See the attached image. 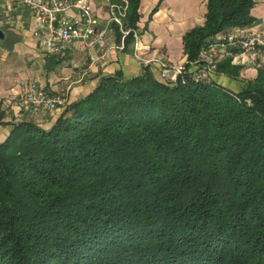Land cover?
I'll use <instances>...</instances> for the list:
<instances>
[{
    "label": "trees",
    "instance_id": "trees-1",
    "mask_svg": "<svg viewBox=\"0 0 264 264\" xmlns=\"http://www.w3.org/2000/svg\"><path fill=\"white\" fill-rule=\"evenodd\" d=\"M134 40L141 0H127ZM256 0H207L186 72L105 76L49 127L0 141V264H264V68L234 91L189 69ZM219 72L237 76L230 59ZM0 109V125L8 124Z\"/></svg>",
    "mask_w": 264,
    "mask_h": 264
},
{
    "label": "crops",
    "instance_id": "crops-1",
    "mask_svg": "<svg viewBox=\"0 0 264 264\" xmlns=\"http://www.w3.org/2000/svg\"><path fill=\"white\" fill-rule=\"evenodd\" d=\"M99 25L94 44L75 40L64 57L48 53L41 47L34 30L38 22L34 14L14 0H0V109L6 113L8 124L0 125V141L11 131L12 124L23 120L34 121L44 127L51 126L65 108L88 95L105 76L121 72L130 79L146 69L160 76L161 63H186L184 34L195 25L202 24L207 13V0H141V14L134 40L126 42L130 30L124 25L110 22L113 12L126 15L127 0H90ZM254 22L240 29L264 31V0H256L253 7ZM123 30L128 31L127 34ZM135 33L143 48L148 64L134 56ZM238 71L237 76L219 72L216 65L192 63L195 76L208 77L234 91L247 88L259 68H264V55L237 54L228 57ZM225 60V59H224ZM35 83L50 94L65 93L67 105L54 111L25 110L19 106L17 95L26 86Z\"/></svg>",
    "mask_w": 264,
    "mask_h": 264
},
{
    "label": "built area",
    "instance_id": "built-area-1",
    "mask_svg": "<svg viewBox=\"0 0 264 264\" xmlns=\"http://www.w3.org/2000/svg\"><path fill=\"white\" fill-rule=\"evenodd\" d=\"M27 7L36 17L38 27L34 35L42 48L48 53L64 57L68 47L75 40L93 45L99 18L95 15L90 0H14ZM110 22L123 26L122 18L113 12ZM124 34L128 31L123 30ZM134 56L144 62L152 60L144 56L143 48L138 43L135 33ZM239 54L253 56L264 55V31L245 29L242 31H226L217 34L205 46L197 63L216 65L222 60ZM185 63H161L160 77L168 82H176L186 72ZM19 106L25 110L54 111L67 105L65 93L50 94L35 83H30L17 95Z\"/></svg>",
    "mask_w": 264,
    "mask_h": 264
},
{
    "label": "water",
    "instance_id": "water-1",
    "mask_svg": "<svg viewBox=\"0 0 264 264\" xmlns=\"http://www.w3.org/2000/svg\"><path fill=\"white\" fill-rule=\"evenodd\" d=\"M3 32H2V30H0V39H2V37H3Z\"/></svg>",
    "mask_w": 264,
    "mask_h": 264
}]
</instances>
